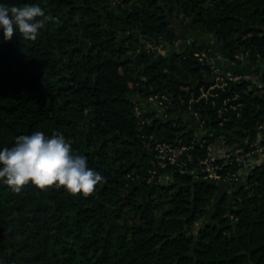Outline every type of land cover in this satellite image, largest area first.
<instances>
[{"label":"trees","instance_id":"1","mask_svg":"<svg viewBox=\"0 0 264 264\" xmlns=\"http://www.w3.org/2000/svg\"><path fill=\"white\" fill-rule=\"evenodd\" d=\"M0 4L39 5L56 18L34 41L18 31L5 41L0 30V150L21 135L59 132L105 178L87 197L31 183L16 193L0 180V264H264V162L218 196V182L160 165L146 145L150 135L191 139L193 129L136 110L157 93L177 101L213 73L195 54L208 47L198 39L173 47L184 25L232 57L264 59V0ZM146 37L170 49H139ZM237 87L241 116L222 125L203 108L209 130L229 139L253 137L264 122V84L245 78Z\"/></svg>","mask_w":264,"mask_h":264},{"label":"built area","instance_id":"2","mask_svg":"<svg viewBox=\"0 0 264 264\" xmlns=\"http://www.w3.org/2000/svg\"><path fill=\"white\" fill-rule=\"evenodd\" d=\"M193 41L195 40L191 37L180 36L173 47L180 50L184 44ZM166 47L170 49L165 40L146 37L139 49L157 54ZM195 54L212 68L211 80L189 90L187 96H179L177 101L166 93H157L136 104V110L145 117L146 112H151L154 117L162 120L181 118L187 128L193 129V137L166 140L150 135L146 145L153 152L157 163L175 165L180 172L189 173L197 180H223L233 184L244 182L253 168L264 162V122L257 125V132L253 137L229 139L225 133L217 135L214 130H209L207 114L203 113V108L212 107L215 115L221 117L219 123L222 125L233 113L241 116L245 102L243 91L237 87V83L254 77L241 72L224 71L218 62L221 53L210 47H204ZM245 54L247 53L238 54L237 57L242 58ZM258 84L263 85L264 82ZM180 110L183 111L178 112ZM191 120H194L195 125ZM167 178L166 174L160 175L163 181H167Z\"/></svg>","mask_w":264,"mask_h":264},{"label":"clouds","instance_id":"3","mask_svg":"<svg viewBox=\"0 0 264 264\" xmlns=\"http://www.w3.org/2000/svg\"><path fill=\"white\" fill-rule=\"evenodd\" d=\"M55 19L39 5L0 4V30L5 41H11L17 31L34 41L46 22ZM0 180L16 193L31 183L40 190L63 187L74 196L85 197L105 182L100 173L87 166L85 156L73 153L62 134L56 132L47 137L41 131L18 136L14 146L0 150Z\"/></svg>","mask_w":264,"mask_h":264},{"label":"crops","instance_id":"4","mask_svg":"<svg viewBox=\"0 0 264 264\" xmlns=\"http://www.w3.org/2000/svg\"><path fill=\"white\" fill-rule=\"evenodd\" d=\"M200 32L202 34L201 35L199 34L196 39H198L200 43H203L206 46L210 47L213 51L214 49H216V51L221 53L222 56L219 58L218 62L221 64L224 71L241 72L246 75L254 77V80L258 83L263 82L262 79V77L264 76L263 58H261L259 55L252 53H247L242 58L236 56L232 57L226 51H224L216 41H210V39L211 40L213 39L205 31H200ZM182 111L183 110H180L178 112H182ZM193 121L194 120H191L192 124L195 125V122ZM230 184L231 186L226 190H229L230 188L234 187V184H232L231 182Z\"/></svg>","mask_w":264,"mask_h":264},{"label":"rangeland","instance_id":"5","mask_svg":"<svg viewBox=\"0 0 264 264\" xmlns=\"http://www.w3.org/2000/svg\"><path fill=\"white\" fill-rule=\"evenodd\" d=\"M185 20V22L187 21V18H185L184 19ZM182 26V25H181ZM199 30H195V29H192V28H189L187 25H184L183 26V30H182V37H191V38H193L194 40H196V38H197V36L200 34H202L200 31L198 32ZM144 37V36H143ZM210 41H215V40H211L210 39ZM169 49L166 47L165 49H163L162 51H160L159 53H157L156 55H159L160 53H163V52H167ZM214 50H216V49H214ZM218 183H220V185H219V190H218V192H217V195L219 196V195H221V194H223V192H227L226 191V189H228L230 186H231V184H230V182H228V181H223V180H221L220 182H218ZM233 184V183H232ZM235 185V184H234ZM232 189L233 188H230L228 191L230 192V194L232 193L231 191H232Z\"/></svg>","mask_w":264,"mask_h":264},{"label":"water","instance_id":"6","mask_svg":"<svg viewBox=\"0 0 264 264\" xmlns=\"http://www.w3.org/2000/svg\"><path fill=\"white\" fill-rule=\"evenodd\" d=\"M175 20H176V22H177V24L179 25V26H181L182 24H181V21L178 19V18H175ZM213 78V76H210L209 78H207V80H211Z\"/></svg>","mask_w":264,"mask_h":264}]
</instances>
